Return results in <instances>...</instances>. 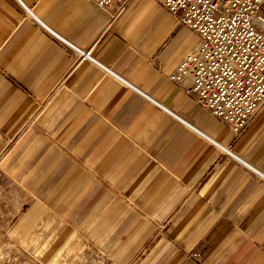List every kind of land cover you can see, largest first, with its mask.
<instances>
[{"label": "crops", "instance_id": "1", "mask_svg": "<svg viewBox=\"0 0 264 264\" xmlns=\"http://www.w3.org/2000/svg\"><path fill=\"white\" fill-rule=\"evenodd\" d=\"M112 13L0 0L3 245L64 264H264V179L244 164L264 174V107L236 135L169 79L193 32L154 0Z\"/></svg>", "mask_w": 264, "mask_h": 264}, {"label": "built area", "instance_id": "2", "mask_svg": "<svg viewBox=\"0 0 264 264\" xmlns=\"http://www.w3.org/2000/svg\"><path fill=\"white\" fill-rule=\"evenodd\" d=\"M87 1L100 10H113L114 16L132 0ZM154 1L199 39L169 75L170 81L236 135L242 134L264 107V0ZM47 29L72 49L75 65L86 61L103 66L90 49L78 48ZM223 150L234 156L228 148Z\"/></svg>", "mask_w": 264, "mask_h": 264}, {"label": "rangeland", "instance_id": "3", "mask_svg": "<svg viewBox=\"0 0 264 264\" xmlns=\"http://www.w3.org/2000/svg\"><path fill=\"white\" fill-rule=\"evenodd\" d=\"M2 184L0 183V190ZM3 188V187H2ZM16 195L15 197H19ZM14 196L12 195H0V216L3 213H6L7 210L5 207H8V204L14 202ZM9 204V206H10ZM5 209V210H3ZM1 218V217H0ZM51 253H49L50 255ZM0 264H64V259L62 257H57L56 259H51L50 257L44 256L43 253L39 255H29L23 253H17L13 248L9 246H4L2 238H0ZM66 264V263H65Z\"/></svg>", "mask_w": 264, "mask_h": 264}]
</instances>
